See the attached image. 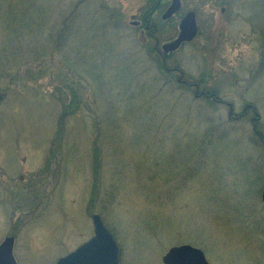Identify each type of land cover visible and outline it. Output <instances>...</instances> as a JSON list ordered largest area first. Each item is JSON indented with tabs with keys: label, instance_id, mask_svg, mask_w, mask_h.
Listing matches in <instances>:
<instances>
[{
	"label": "rangeland",
	"instance_id": "1",
	"mask_svg": "<svg viewBox=\"0 0 264 264\" xmlns=\"http://www.w3.org/2000/svg\"><path fill=\"white\" fill-rule=\"evenodd\" d=\"M230 2L170 53V81L156 61L175 30L156 42L133 25L148 0H0V78L19 63L0 102V242L14 238L16 264H55L93 235V214L120 264H162L185 243L209 264H264V0ZM70 14L58 52L45 28Z\"/></svg>",
	"mask_w": 264,
	"mask_h": 264
},
{
	"label": "water",
	"instance_id": "2",
	"mask_svg": "<svg viewBox=\"0 0 264 264\" xmlns=\"http://www.w3.org/2000/svg\"><path fill=\"white\" fill-rule=\"evenodd\" d=\"M179 8L178 0H173L163 18H167ZM197 34L195 17L187 13L179 24L177 37L161 46L163 53L175 51L181 44L190 42ZM264 203V188L261 192ZM93 235L82 245L67 255L60 257L55 264H119V247L113 235L103 224L98 214L92 215ZM14 238L5 237L0 242V264H16L13 255ZM164 264H209L202 250L190 245L174 246L162 257Z\"/></svg>",
	"mask_w": 264,
	"mask_h": 264
},
{
	"label": "trees",
	"instance_id": "3",
	"mask_svg": "<svg viewBox=\"0 0 264 264\" xmlns=\"http://www.w3.org/2000/svg\"><path fill=\"white\" fill-rule=\"evenodd\" d=\"M35 17L38 20V22H37L38 23V27H40L41 24L39 25V23H40V20H41V15L37 12V13H35ZM78 18H79L78 15L75 16L73 14H70L68 16L62 15L60 17L61 20L59 19L60 21L56 24L57 27L54 28V30L52 28L50 29L49 27L48 28L47 27L45 28V33H47V38L44 41V43L45 44H50V45L54 46L55 47V50H58V52H61L62 49L65 48V46L67 44V40H69L70 39V36H72V34H73V30H72L74 28L73 26H75L76 23L77 24H80L79 21H78ZM35 25H36V22H35ZM99 29L100 28L96 29V33H97V31ZM21 30H23L22 27H19V28H17L16 31L22 32ZM16 31L14 33H10V36L13 37V40H11L9 38L5 42L6 44L4 43L5 47H8L7 44H9L11 46L10 48H18V45L21 43V41H20L21 37L18 36V34H17ZM159 31L160 30H157V31L154 32L153 30L150 29L148 31H145V33H147L148 38L153 39L156 42H158L157 41L158 38L156 37V34ZM41 32L42 31H40V30H38L37 32H35V42L37 40H39V39H37V37H38V34L39 33L41 34ZM45 44H44V46H45ZM156 45H157V43H156ZM38 47H39L38 46V43L36 42V44H35V55H32L34 52H31L30 53V51L26 53V55H25L26 58H25L24 61H27V62H25L24 64H28L30 61L34 62L37 59V57L40 55V52L39 53L37 52V48ZM155 48H156V51H157L158 47H155ZM149 52L151 54V52H155V51L152 48H150L149 49ZM169 56H170V54L169 55H165V56H160V58H158V61H156V65H157V68L160 70L159 72H161L162 75L164 74L166 77H168V79L170 81H174V77H175L176 73H178V72L181 73L182 71L179 69L178 66H174V67L171 68V67H169L167 65V63L165 61L169 59ZM10 59L16 61L17 57L11 55ZM4 61L6 62L7 60H4ZM18 64H15L14 63L11 66H8V70L17 67ZM8 70H6V68H5L4 69V73L6 74V76L4 75V76H2L0 78V102L2 101L3 94L4 93H7L9 91V89H10V88H5V85L7 84L6 79L7 78H10V75L13 73V72H11V70L10 71H8ZM179 81H181V80H179ZM182 82H183V84L182 83H178V85L182 86V88H184L185 90H189V89H192V88L196 89V91H195L196 94L195 95L197 97L198 96L199 97H202V98L204 97V98H206L205 101H209L207 99H211L213 101H209V103H213V104L218 103V102H221V100L218 99V97H217V93L211 92V91H207L204 88H203V90L199 91V85H198L197 82L195 83L194 81H191V80H184ZM56 91H58V88L56 89ZM249 111H250V109H249ZM247 112H248L247 111V108H245L244 111H243V113H241L238 116L231 115L230 118L232 120H234V119H240ZM120 115L121 114H116V115H114V117L117 119V118L120 117ZM123 118H124V116L120 117V119H123ZM104 126L106 128H108V127H115V129H120V128H122L123 130L124 129H127V127L125 125L124 126L123 125H104ZM172 126L173 125H167L168 128H173ZM122 129L119 130V131L120 132L123 131ZM255 133H256L255 135L259 139H262L263 140V136L259 132L255 131Z\"/></svg>",
	"mask_w": 264,
	"mask_h": 264
},
{
	"label": "flooded vegetation",
	"instance_id": "4",
	"mask_svg": "<svg viewBox=\"0 0 264 264\" xmlns=\"http://www.w3.org/2000/svg\"><path fill=\"white\" fill-rule=\"evenodd\" d=\"M230 1L231 0H178V10L164 19L163 16L170 8L173 0H148L145 9L141 12L142 14L140 15V19L138 21H134L133 25L135 27H139L141 32H145L150 29L154 32L162 28L166 30L174 29L176 32L174 37L164 41L165 43H169L178 35L180 21L187 13L192 12L194 14L198 31L197 34H199L198 17L201 15H208L211 17L230 15L232 12ZM180 245H190L192 247L199 248L188 243ZM162 264L164 263L162 262Z\"/></svg>",
	"mask_w": 264,
	"mask_h": 264
}]
</instances>
